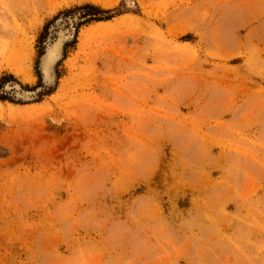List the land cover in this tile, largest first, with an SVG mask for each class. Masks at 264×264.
<instances>
[{
    "label": "rangeland",
    "instance_id": "1",
    "mask_svg": "<svg viewBox=\"0 0 264 264\" xmlns=\"http://www.w3.org/2000/svg\"><path fill=\"white\" fill-rule=\"evenodd\" d=\"M10 75L0 264H264V0H0Z\"/></svg>",
    "mask_w": 264,
    "mask_h": 264
},
{
    "label": "bare ground",
    "instance_id": "2",
    "mask_svg": "<svg viewBox=\"0 0 264 264\" xmlns=\"http://www.w3.org/2000/svg\"><path fill=\"white\" fill-rule=\"evenodd\" d=\"M72 34V27L66 28L61 24L58 25L55 35L56 38L46 47L40 59V70L45 83L49 85L55 84L57 79L56 66L62 59L65 41L69 37H72ZM17 88L19 87L17 86ZM27 97H29V95H27Z\"/></svg>",
    "mask_w": 264,
    "mask_h": 264
},
{
    "label": "trees",
    "instance_id": "3",
    "mask_svg": "<svg viewBox=\"0 0 264 264\" xmlns=\"http://www.w3.org/2000/svg\"><path fill=\"white\" fill-rule=\"evenodd\" d=\"M80 9L85 10L84 13L85 17L89 16L86 19V22L91 21H103V20H109L115 16V13L117 12V9H104L98 5L94 4H86L82 6ZM83 24V23H81ZM45 37H41V40L43 41ZM14 80V77L12 75L8 77H4L2 79V82L0 83V89L3 87V84L7 81ZM11 97L7 94L0 93V101H6L10 100Z\"/></svg>",
    "mask_w": 264,
    "mask_h": 264
},
{
    "label": "water",
    "instance_id": "4",
    "mask_svg": "<svg viewBox=\"0 0 264 264\" xmlns=\"http://www.w3.org/2000/svg\"><path fill=\"white\" fill-rule=\"evenodd\" d=\"M55 38H56V36H55ZM45 49H46V46H45ZM45 49H44V51H45ZM43 53H44V52H43ZM39 64H40V63H39ZM40 71H41V70H40ZM41 76H42V74H41ZM42 79H43V83L45 84L43 76H42ZM45 85H46V84H45ZM28 92L35 93V91H28Z\"/></svg>",
    "mask_w": 264,
    "mask_h": 264
}]
</instances>
